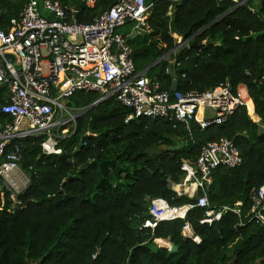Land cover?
<instances>
[{
  "label": "trees",
  "instance_id": "1",
  "mask_svg": "<svg viewBox=\"0 0 264 264\" xmlns=\"http://www.w3.org/2000/svg\"><path fill=\"white\" fill-rule=\"evenodd\" d=\"M56 1L67 10L75 4ZM113 2L82 5L74 17L89 23ZM146 2L152 4L146 19L150 31L128 39L136 69L147 68L145 74L157 78L174 99L224 82L234 89L244 85L259 120H252L242 106L219 124L202 128L191 121L190 130L162 118L125 122L130 109L109 98L80 114L74 132L59 140L72 166L61 162L59 154H42L40 134L20 140L21 164L30 182L15 201L8 190L2 196L0 190V264H264V225L248 215L252 189L264 184V0L239 5L232 0H181L170 16V0ZM25 3L0 0V30L9 29ZM133 24L120 30L130 32ZM173 33L188 40L170 54L179 62L175 90L168 61L155 63L177 46ZM208 38L212 42L205 45ZM4 96L0 88V103ZM98 98L96 92L77 91L68 103L85 109ZM248 111L252 114V106ZM9 120L0 111V125ZM88 130L95 135H85ZM221 137L238 147L241 165L218 166L210 184L193 196L173 190L172 183H180L185 174L182 161L194 162L203 146ZM180 142L184 145L178 150L164 148ZM151 147L153 154L146 152ZM109 159L121 171L109 172L112 188L97 189L99 163ZM203 194L215 210L240 201L239 213L224 210L208 223L206 207L197 205ZM147 197L193 206L183 218L160 221L153 229L140 227L149 217ZM185 222L199 235V243L181 234ZM156 238L174 243L177 250L158 246Z\"/></svg>",
  "mask_w": 264,
  "mask_h": 264
},
{
  "label": "built area",
  "instance_id": "2",
  "mask_svg": "<svg viewBox=\"0 0 264 264\" xmlns=\"http://www.w3.org/2000/svg\"><path fill=\"white\" fill-rule=\"evenodd\" d=\"M95 1L82 0V5L91 8ZM179 1L170 0L168 15ZM232 1L239 5L245 0ZM151 5L146 0H114L91 22L80 23L74 17L78 12L74 5L67 10L56 0H26L20 15L11 19L9 29L0 30V86L5 91L0 111L10 117L0 125L1 196L3 190H8L15 201L16 194L30 182V175L21 164L20 140L40 134L43 136L42 154L63 153L59 140L74 132L76 119L84 111L68 103L77 91L98 93L99 98L94 103L115 98L130 109L125 122L162 118L174 125L182 123L188 130L191 121H197L202 128L219 124L247 105L239 87L234 89L229 82L202 92L176 94L174 99L157 78L145 74L147 68L136 69L128 39L132 33L148 30L146 19ZM131 21L134 22L131 31L122 32L120 29ZM179 42L188 44V40L180 36ZM178 47L161 55L155 63L169 62L170 54ZM174 61L175 66L179 64ZM198 113L202 114L200 119ZM207 113L211 114L210 118H206ZM85 135L95 133L88 130ZM242 161L235 143L221 137L203 146L194 162L182 161L181 170L185 174L177 184L191 183L193 190H175V183L171 187L178 194L193 196L210 184L215 168H234ZM147 200L149 217L140 227L151 229L160 221L182 217L178 211L183 207L188 211L193 206H172L159 197H147ZM251 200L249 217L264 225V184L252 189ZM240 204L237 201L232 207L222 206L215 210L209 207L206 194L197 200L198 206L206 207L205 221L208 223L218 220L224 210L239 213ZM181 234L193 242L201 241L189 222L183 224Z\"/></svg>",
  "mask_w": 264,
  "mask_h": 264
},
{
  "label": "water",
  "instance_id": "3",
  "mask_svg": "<svg viewBox=\"0 0 264 264\" xmlns=\"http://www.w3.org/2000/svg\"><path fill=\"white\" fill-rule=\"evenodd\" d=\"M81 6H82V0H76L75 4H74V9L76 11H78L81 8ZM210 42H212V41L210 40V38H208L207 41L204 42V44L206 45V44H208ZM177 46H181V42H178ZM200 46L201 45H198V47H200ZM167 73L172 78L171 88L173 90H175L176 89V85H177V70H176V67H175V61L174 60L168 62V64H167ZM95 104L96 103H93L91 106L86 107L84 109L83 113L86 112L89 108H91ZM210 117H211V114L207 113L206 114V118H210ZM183 145H184V143L180 142V143H178L176 145H169V146L164 145V148L168 149V150H171V151H174V150L180 149ZM154 150H155V147H151V148L147 149L146 152H148L149 154H153ZM59 160L61 162L65 163V164L69 165V166H72V162L66 158V155L64 153L59 154ZM110 169H114L117 174L120 173V171H121V167L116 164V161L114 159L103 160V161H101L99 163V171H100V173L102 175V178L96 185L97 189L104 188L106 186L109 187V188H112V184H111V182L109 181V178H108ZM70 178H71V176L68 177V179H70ZM65 182H66V180L63 181V184ZM186 212H187V208L183 207V208H181L178 211V215L183 217L186 214ZM169 250L170 251H176L177 250V246L174 243H171Z\"/></svg>",
  "mask_w": 264,
  "mask_h": 264
},
{
  "label": "crops",
  "instance_id": "4",
  "mask_svg": "<svg viewBox=\"0 0 264 264\" xmlns=\"http://www.w3.org/2000/svg\"><path fill=\"white\" fill-rule=\"evenodd\" d=\"M167 13H168V11H167ZM149 16H150V14H148ZM168 15V14H167ZM168 16H170V15H168ZM148 31H150L149 30V27H148ZM176 39H177V41L179 40V35H177L176 34V36H174ZM171 58V60L170 61H172V60H176V58H172V57H170ZM169 61V62H170ZM176 67V66H175ZM239 87V90L241 91V93L245 96V98H246V101H247V105H248V102L250 101V103H251V105H252V114H250L249 113V111H248V107H247V105H246V110H247V113H248V115H249V117L252 119V120H254V121H258L259 120V117H258V115L255 113V108H254V103H253V101L248 97V95H247V89H246V87L244 86V85H239L238 86ZM0 88H3L2 86H0ZM244 89V92L245 93H243L242 92V90ZM202 117V114L201 113H198V116H197V118L198 119H200ZM177 183H175L174 185H176ZM173 185V186H174ZM181 185H184V187L186 186L187 188H184L183 190H193V184H191V183H186V184H181ZM176 190V189H175Z\"/></svg>",
  "mask_w": 264,
  "mask_h": 264
},
{
  "label": "bare ground",
  "instance_id": "5",
  "mask_svg": "<svg viewBox=\"0 0 264 264\" xmlns=\"http://www.w3.org/2000/svg\"><path fill=\"white\" fill-rule=\"evenodd\" d=\"M252 105H251V103H250V101L248 102V105H247V107H251ZM174 188L176 189V190H183L184 188H187L186 186L184 187V185H180V184H176V185H174ZM188 189V188H187ZM157 241H159V242H161V243H163V244H168V240H166V239H161V238H158V240Z\"/></svg>",
  "mask_w": 264,
  "mask_h": 264
},
{
  "label": "rangeland",
  "instance_id": "6",
  "mask_svg": "<svg viewBox=\"0 0 264 264\" xmlns=\"http://www.w3.org/2000/svg\"><path fill=\"white\" fill-rule=\"evenodd\" d=\"M177 42H179V40H178ZM242 92L245 93V92H244V89L242 90ZM157 240H158V238L154 239V242H155L158 246H165V247H167V248H170V244H171L170 241L168 242V244H163V243H161V242H159V241H157Z\"/></svg>",
  "mask_w": 264,
  "mask_h": 264
}]
</instances>
